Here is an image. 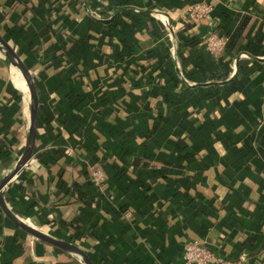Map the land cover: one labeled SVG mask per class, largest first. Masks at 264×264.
Returning <instances> with one entry per match:
<instances>
[{
    "label": "crops",
    "instance_id": "0c3cea01",
    "mask_svg": "<svg viewBox=\"0 0 264 264\" xmlns=\"http://www.w3.org/2000/svg\"><path fill=\"white\" fill-rule=\"evenodd\" d=\"M200 2L227 37L220 57L207 20L183 22ZM0 34L40 102L34 154L3 190L19 218L94 264H182L194 239L264 264V0H0ZM14 69L0 52V180L27 133ZM0 264L84 263L0 206Z\"/></svg>",
    "mask_w": 264,
    "mask_h": 264
},
{
    "label": "water",
    "instance_id": "95a60500",
    "mask_svg": "<svg viewBox=\"0 0 264 264\" xmlns=\"http://www.w3.org/2000/svg\"><path fill=\"white\" fill-rule=\"evenodd\" d=\"M0 52L11 67L18 70L24 79L29 94V109L27 121V133L23 151L19 156L15 166L0 180V206L4 213L21 229L37 237L38 239L51 243L61 249H64L83 261L84 264H94L86 251L77 243L51 235L19 218L7 205L4 199L3 190L6 185L13 180L28 164L32 158L37 139L38 121H39V95L34 77L30 68L18 54L9 41L0 34Z\"/></svg>",
    "mask_w": 264,
    "mask_h": 264
},
{
    "label": "built area",
    "instance_id": "2783aa9c",
    "mask_svg": "<svg viewBox=\"0 0 264 264\" xmlns=\"http://www.w3.org/2000/svg\"><path fill=\"white\" fill-rule=\"evenodd\" d=\"M212 10L213 8L210 3H195L189 6L187 11L182 15L183 22L184 24H189L207 20ZM162 21L166 25L169 24L166 19ZM206 25L209 28L204 36L203 45L210 54L220 57L225 52L227 37L222 35L219 29H216L217 25L214 19H208ZM87 164L94 184L99 188L103 187L106 181V174L101 164L95 160L88 161ZM182 264H245V259L243 257L237 259L223 257L200 240L194 239L186 242L184 245Z\"/></svg>",
    "mask_w": 264,
    "mask_h": 264
},
{
    "label": "trees",
    "instance_id": "16d2710c",
    "mask_svg": "<svg viewBox=\"0 0 264 264\" xmlns=\"http://www.w3.org/2000/svg\"><path fill=\"white\" fill-rule=\"evenodd\" d=\"M27 65L29 66V68L31 67L29 62H27ZM53 118H54L53 114L52 113L51 114L49 113L48 116H47V118H46L47 124H49ZM57 153L60 155V154L63 153V151H59L58 150ZM82 234H83V231H81V232L80 231H76L75 237L79 238Z\"/></svg>",
    "mask_w": 264,
    "mask_h": 264
},
{
    "label": "bare ground",
    "instance_id": "6f19581e",
    "mask_svg": "<svg viewBox=\"0 0 264 264\" xmlns=\"http://www.w3.org/2000/svg\"><path fill=\"white\" fill-rule=\"evenodd\" d=\"M14 76H13V78H14V81L16 82V83H19L20 81L22 82V84H23V87H24V89H26V84H25V82H24V80H22V76H21V74H20V72L18 71V70H16V69H14ZM13 74V73H12ZM21 216V215H20Z\"/></svg>",
    "mask_w": 264,
    "mask_h": 264
},
{
    "label": "rangeland",
    "instance_id": "374dc122",
    "mask_svg": "<svg viewBox=\"0 0 264 264\" xmlns=\"http://www.w3.org/2000/svg\"><path fill=\"white\" fill-rule=\"evenodd\" d=\"M13 82H14V81H13ZM18 84H19V83H18ZM13 85H14V83H13ZM25 87H26V86H25ZM24 91H26V90H24ZM26 95H27V93H26ZM24 96H25V95H24ZM18 98H19V97H18ZM26 100H27V99H26ZM27 103H28V102H26V107L28 108ZM27 108H26V109H27Z\"/></svg>",
    "mask_w": 264,
    "mask_h": 264
}]
</instances>
